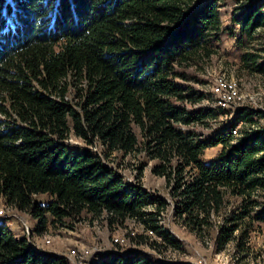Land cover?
Segmentation results:
<instances>
[{"label": "trees", "instance_id": "obj_1", "mask_svg": "<svg viewBox=\"0 0 264 264\" xmlns=\"http://www.w3.org/2000/svg\"><path fill=\"white\" fill-rule=\"evenodd\" d=\"M220 2L0 0V199L30 215L39 234L83 221L109 229L133 222L142 232L126 234L131 244L179 249L161 226L168 204L142 184L152 165L150 174L171 186L179 225L200 237L216 228V253L234 243L246 256L250 232L264 225V127L250 128L264 114L240 109L206 136L198 126L228 109L201 107L206 96L183 84L227 31ZM232 24L237 49L246 47L240 59L264 76L256 48L264 0L246 1ZM72 138L100 152L72 147ZM218 146L207 165L205 152ZM129 156L141 162L135 183L111 166ZM100 262L154 264L138 251ZM0 264L70 262L42 256L0 223Z\"/></svg>", "mask_w": 264, "mask_h": 264}, {"label": "rangeland", "instance_id": "obj_2", "mask_svg": "<svg viewBox=\"0 0 264 264\" xmlns=\"http://www.w3.org/2000/svg\"><path fill=\"white\" fill-rule=\"evenodd\" d=\"M248 0H221L220 14L222 27L227 29L220 37L219 41L214 43V54L208 58L203 59L197 67H193L191 71L192 80L188 83H183L194 89L197 93L206 96L205 101L200 105L201 107H210L217 105V99L212 92V87L216 84L224 83L225 81H236L238 84V92L240 99H237L231 108L227 111L229 114L220 116L217 120L210 121L207 126H198L206 136H212L214 133H219L223 128L235 118L240 109H248L254 112H262L264 114V76L252 74L240 59L241 55L246 53V47L239 51L235 40L231 34H234L238 28L233 27L232 18L236 14V9L239 8ZM235 28V29H234ZM256 48L261 50L264 56V29L259 31ZM182 83V82H181ZM255 126H249L252 129L264 127V118H255ZM242 129V128H241ZM240 129V130H241ZM72 147L91 150L93 153L100 152L98 146L88 148L84 146L81 140L72 138L69 142ZM222 150V146L213 147L207 150L203 156L204 162L208 165L214 161L215 156ZM114 163L111 164L118 173L125 178L128 183H135L138 179V166L141 162L133 156L126 159L113 158ZM148 165L142 176V184L144 189H147L154 197L162 198L168 204L164 209L161 217V226L171 234L172 238L180 244L179 249L172 247L153 248L150 244L139 246L132 244L129 249H123L113 245L115 238L126 237L127 233L135 231L141 233V227H138L133 222L127 225V228L109 229L105 225L94 223L89 225L83 221L75 223L74 225L49 226L48 231L39 234L36 229V221L28 214H22L14 211L8 207L5 202L0 199V223L6 224L9 230L15 235L21 237L27 236L30 232L34 239L39 238L40 246L44 247L47 254L60 255L70 257L69 248L78 250L79 257L82 258L85 251L90 254L86 257L85 262L92 264L101 252L109 253H128L138 251L144 257L152 260L154 264H264V225H255V230L250 232V251L246 256H239L236 252L235 244L229 245L225 252H215L214 236L217 229L209 230L202 237L191 233L184 226L179 225L174 218V211L172 210L173 201L171 198V186L165 181L154 177L150 174ZM49 197L45 195L35 196V201L42 205L46 204ZM149 212L152 208L148 209ZM12 221L9 227L7 222ZM27 223L25 227L23 223ZM28 228V231L26 229ZM46 238L52 239V244L45 246L41 240ZM150 241H156L162 244V241L155 235H151ZM84 249V250H83ZM97 251V252H95ZM73 257V256H72ZM73 259H75L73 257ZM71 258V260H73Z\"/></svg>", "mask_w": 264, "mask_h": 264}, {"label": "built area", "instance_id": "obj_3", "mask_svg": "<svg viewBox=\"0 0 264 264\" xmlns=\"http://www.w3.org/2000/svg\"><path fill=\"white\" fill-rule=\"evenodd\" d=\"M212 92L214 93V95L216 96L217 99V106L220 107L221 109H230L232 104H234L236 102L237 99H240V95L238 92V84L236 81H225L224 83H220V84H216L212 87ZM228 117V115H226V118ZM239 129L237 128L234 132L233 135L235 137H239ZM0 215L1 212H0ZM8 226L10 227L12 225V221H8L7 222ZM23 225L25 227H28L27 223H23ZM26 231H28V228L26 229ZM17 237H19V235L16 234ZM25 237V235H24ZM27 239V245L28 247H30L32 250H35L37 252H39L42 256H49V255H53V254H47L43 249L44 247L40 246L39 244V238L34 239L32 237V235L30 234V232L27 233V236L25 237ZM42 244H44L45 246H49L50 244H52V239L51 238H46L44 237L41 240ZM113 243L115 244H119L123 249H129L132 247V244L130 242V240L127 237H123V238H115L113 240ZM84 250V249H83ZM68 252H70V257H67L68 262H70V264H87V262H85L86 257L90 254L89 251H85L84 255L82 256V258L79 257V252L78 250H75L73 248H69ZM97 252V251H95ZM111 254H115L116 252H109ZM106 253L102 254L101 252L97 253L95 256L96 258L93 260L92 264H100L101 262V258L102 256H104ZM75 259H73V257ZM65 257V256H64ZM66 258V257H65ZM71 258L73 260H71ZM203 264V263H200ZM226 264H230L229 262Z\"/></svg>", "mask_w": 264, "mask_h": 264}, {"label": "crops", "instance_id": "obj_4", "mask_svg": "<svg viewBox=\"0 0 264 264\" xmlns=\"http://www.w3.org/2000/svg\"><path fill=\"white\" fill-rule=\"evenodd\" d=\"M19 237H21V236H19Z\"/></svg>", "mask_w": 264, "mask_h": 264}]
</instances>
